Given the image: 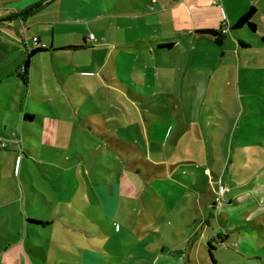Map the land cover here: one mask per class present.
I'll return each instance as SVG.
<instances>
[{
  "label": "rangeland",
  "instance_id": "1",
  "mask_svg": "<svg viewBox=\"0 0 264 264\" xmlns=\"http://www.w3.org/2000/svg\"><path fill=\"white\" fill-rule=\"evenodd\" d=\"M6 1H0L4 10L0 18L9 19L0 23V41L34 46L33 36L42 35L41 27L34 24L45 12L32 16L26 25L24 14L11 17ZM27 27L31 31L25 34ZM237 34L247 47L234 43L232 37L225 47L202 45L203 55L192 64L197 75L195 92L183 79L179 80L181 90L174 93L154 88L133 100L134 96L116 87L126 81L123 77L118 80L100 71L87 75V59L93 56L87 51L55 62L40 57V69L33 67L25 84L16 77L4 80L0 143L5 148L0 149V170L5 169L6 175L0 174V192L13 198L32 196L41 205L36 208L38 216L43 211L51 216L60 209L57 212L70 220H87V248L101 255L103 264H264L260 202L251 204L244 197L230 210H216L212 202L219 178L228 188H242L251 171L264 165V145H260L264 143V46L250 37L249 29ZM11 55L17 60L22 53L14 48ZM18 69L24 76V68ZM160 72L168 75L163 69ZM156 76L161 85L162 77ZM172 99L179 103V111L174 104L172 109L167 106ZM26 113L34 115V120L25 123ZM215 132L218 142L212 139ZM129 145H139L142 151L131 152L126 160L121 152ZM166 146L177 147V152ZM246 161L243 173L235 168ZM128 165L139 172L136 181L147 188L150 225L161 220L160 230L141 237L134 232L136 220L143 219L137 204L130 209L133 213L121 208L117 217L108 218L98 201V189L118 183ZM180 183L190 191L193 185L200 189L202 194L195 196L199 199L188 190L177 193V198L170 196ZM256 192L264 200L263 191ZM65 201L70 206H64ZM229 213L241 215V230L222 221ZM210 243L217 247L213 256Z\"/></svg>",
  "mask_w": 264,
  "mask_h": 264
},
{
  "label": "crops",
  "instance_id": "2",
  "mask_svg": "<svg viewBox=\"0 0 264 264\" xmlns=\"http://www.w3.org/2000/svg\"><path fill=\"white\" fill-rule=\"evenodd\" d=\"M6 2L11 17L24 14L26 25L35 14L45 12V17L34 24L41 27L42 33L33 36V39L39 40L38 42L33 40L34 46L29 47L25 43L23 48L19 43L18 45L14 43L16 46H12L10 40L7 43L5 40L0 41V87L4 80L10 78L16 77L23 83L24 80H30L32 68L40 69L38 59L42 56H48L55 62L61 59L60 57L68 60L70 56L66 55L87 51L97 56V60L93 56L87 59V75L91 76L95 71H100L102 74L107 72L118 77V80L123 77L126 81L116 87L134 96L133 100H136L135 96L142 95L144 90L154 88L174 93L181 90L179 83L183 79L195 92L198 87L197 75L192 71L194 66L192 64L198 55H203L202 45L205 42L207 45L215 44L218 47H225L230 37L234 39V43L240 42L241 38L233 29L252 9L257 10L253 20L257 26V33L252 34L249 30V35L255 37L258 43L264 37V0H8ZM1 10L0 5V12ZM8 20L0 18V23ZM207 30L223 35V44L219 45L216 38L211 35L200 33ZM25 31V34H28L31 28L27 27ZM224 31L226 32L223 33ZM91 35H94L95 39H91ZM14 48L22 53L17 60L11 55ZM40 49L43 51L32 58L30 68L25 72L28 56ZM18 59L20 62H17ZM16 62V67L12 69L11 64ZM246 62V67H249L250 62ZM18 68H24V76L17 71ZM162 69L168 74L167 76L163 77V72H160ZM123 71L124 76L120 74ZM156 75L162 77L161 85L156 83ZM173 100L167 106L172 109L174 104V110L179 111V103ZM34 118V115L26 113L24 122ZM122 121H126L124 117ZM169 132L167 131L164 137L165 143L169 141ZM187 132L188 130H185V133ZM182 139L183 136L180 137V141ZM212 139L218 142L216 132ZM120 141L124 143L125 140ZM239 145L242 146L241 142ZM260 145L263 146L264 143ZM166 147L168 151L177 152V147ZM126 148L125 152H121L126 160L131 157V152L139 154L142 151L139 145H129ZM236 156L241 158L240 154ZM246 164L244 162L234 167L239 168L243 173L249 161H246ZM230 166L233 167L232 160ZM226 169L229 170L230 167ZM0 171H2L1 175H6L5 169ZM251 172L252 177L242 183V188L245 190L238 192L242 188H229V192L225 195L226 203L222 206L217 204L218 191H216L212 201L214 209L230 210L244 197H248L251 204L260 202L264 208V200L260 201L256 192L262 190L264 193V165ZM135 173L139 174L133 166L128 165V168L122 171L118 183L111 186L106 184L98 189L100 198L98 201L103 215L108 218L117 217L121 208H127L129 213H133L134 210L130 209L136 208L137 204L141 209L138 216L142 215L143 219L136 220L134 232L141 237L150 230H160L161 220L158 225H150L153 222L150 219L146 197L147 188L136 181ZM207 173L210 175L211 171L207 169ZM220 180L225 184L223 178H219L216 182L218 189ZM184 190H188L187 185L180 183L177 192L170 191L168 194L177 198V193H184ZM188 191L194 195L193 197L202 194L194 185L193 192ZM65 202L64 206H70V201ZM39 203L30 195L25 199L13 198L7 192H0V264H103L101 255L87 248V220H76V218L70 220L69 216H61L57 212L60 209L52 211L51 216L47 215L46 211L38 216L36 208L41 207ZM60 204L57 203V206L59 207ZM229 215L228 219L222 218V221L229 226L233 223L236 231L241 230V215L231 213ZM160 216L162 217L161 214ZM126 217L131 218L130 214ZM260 217L262 215H259ZM88 239L92 242L93 238L90 236Z\"/></svg>",
  "mask_w": 264,
  "mask_h": 264
},
{
  "label": "trees",
  "instance_id": "3",
  "mask_svg": "<svg viewBox=\"0 0 264 264\" xmlns=\"http://www.w3.org/2000/svg\"><path fill=\"white\" fill-rule=\"evenodd\" d=\"M256 14H257V10L256 9H252L249 13H247L240 21H239V23L236 25V27L233 29V31H238V30H241V29H244L245 27H248L249 28V30H250V32L252 33V34H256L257 33V26H256V24L254 23V18H255V16H256ZM200 33H202V34H204V35H211V36H213V37H215L216 38V41H217V43L219 44V45H222L223 44V39H224V37H223V35H221V34H219L218 32H216V31H212V30H207V31H202V32H200ZM260 43L264 46V37H262L261 39H260ZM240 45L241 46H243V47H247V45H245L244 43H242V42H240ZM43 50L42 49H40V50H36V51H34V52H32L29 56H28V59H27V62H26V64H25V72L26 71H28L29 70V68H30V65H31V60H32V58L36 55V54H38V53H40V52H42ZM24 79V78H23ZM221 238H219V239H217L216 241H218L220 244H223L224 243V241L223 242H221ZM214 241V240H213ZM210 248H211V250H210V253H211V255L213 256V253L217 250V247L216 246H214L212 243H210Z\"/></svg>",
  "mask_w": 264,
  "mask_h": 264
},
{
  "label": "built area",
  "instance_id": "4",
  "mask_svg": "<svg viewBox=\"0 0 264 264\" xmlns=\"http://www.w3.org/2000/svg\"><path fill=\"white\" fill-rule=\"evenodd\" d=\"M225 32L226 31H224L223 33H225ZM90 38L91 39H95V36L94 35H91ZM33 40H34V42H38L39 41L38 38H34ZM1 148H5V146L2 143H0V149ZM228 192H229V188L226 187L223 184L222 180H220L219 181V189H218V200H217L218 201V203H217L218 205L222 206V205H224L226 203L225 195Z\"/></svg>",
  "mask_w": 264,
  "mask_h": 264
}]
</instances>
